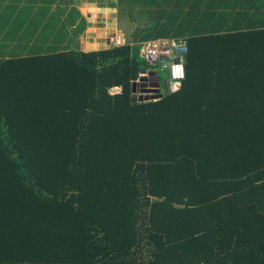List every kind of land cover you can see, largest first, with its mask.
I'll return each mask as SVG.
<instances>
[{
  "label": "trees",
  "instance_id": "obj_1",
  "mask_svg": "<svg viewBox=\"0 0 264 264\" xmlns=\"http://www.w3.org/2000/svg\"><path fill=\"white\" fill-rule=\"evenodd\" d=\"M117 5L143 37L0 59V264H264V4ZM188 29L181 89L137 100L133 47Z\"/></svg>",
  "mask_w": 264,
  "mask_h": 264
},
{
  "label": "crops",
  "instance_id": "obj_2",
  "mask_svg": "<svg viewBox=\"0 0 264 264\" xmlns=\"http://www.w3.org/2000/svg\"><path fill=\"white\" fill-rule=\"evenodd\" d=\"M6 1L10 3L8 0ZM82 1L85 0H78V3L76 2V11L73 9L74 6L71 4L70 0H36V4L34 6L28 7L29 12L34 8L33 15L36 17V35L34 36L32 34V37L30 38L24 37L25 33H29V31H26L28 28L27 25L10 31L6 26L9 23L13 24L14 18L9 22L5 21V24H3L0 28V59H17L68 52L73 46L71 41L76 27L79 32L82 30L78 36V43L80 44L82 39V45L86 44L87 46V51H83L81 49L80 52H92L97 51V49H108L104 46L105 43H108V30H112L111 34L118 32V19H116L117 13H111L112 19L109 23H106V27H99L93 31L90 26H88L87 29V25H90L89 21L96 22L98 17L93 13L95 17L92 16L93 18H86L79 8L81 4L83 5L86 3ZM262 1L264 0H254V2L251 3V8L248 9H251V11L254 12ZM91 5L94 6V8L91 6L93 9L91 11H95L94 9L98 8L93 3H91ZM8 7L9 9H16V12L13 13L12 16L18 18L20 10L26 7V2L20 0L17 5H9ZM74 10L76 14L75 18H73ZM70 15H72V18ZM101 16L102 18L105 17L104 14ZM44 30L48 32L46 39H44V35H46V33H43ZM89 37L93 38L90 39ZM179 38L186 39L184 37ZM101 41H105V43L102 45Z\"/></svg>",
  "mask_w": 264,
  "mask_h": 264
},
{
  "label": "rangeland",
  "instance_id": "obj_3",
  "mask_svg": "<svg viewBox=\"0 0 264 264\" xmlns=\"http://www.w3.org/2000/svg\"><path fill=\"white\" fill-rule=\"evenodd\" d=\"M10 3H8L6 0H0V28L2 27L3 24H5V21L9 22L10 20H13V24L9 23L7 24V28L12 31L14 29H19L22 26L27 25L28 28L26 29V31H29V33H25L26 38H30L32 37V34L35 36V30H36V17L35 15H33V10L31 9V11H28V7L30 6H34L36 4V0H23L26 2V7L24 9H21L18 15V18H15L12 16L13 13L16 12V9H9V5H17L19 3L20 0H8ZM71 4H73L74 8L77 11V7H75V5H77L78 0H70ZM77 2V3H76ZM82 2H86L88 4H81V6L79 7L81 9V11L83 12V14L86 16V18H91L92 16L97 15L98 20L96 22L93 21H89L90 25H87V29L88 26H90L91 30H95L98 29L99 27H106L107 26V22L109 23L112 19L111 17V13H117L116 19H118V32L117 33H113L111 34L112 30H108V43H105V41H101V44L107 47V48H112V47H116L117 45H121L124 42L128 41L130 38L133 37V33H137V37H143L144 33H141V30H144L146 27H142L141 25L143 24L142 18H144L145 16L153 19V17H155L156 15L152 14V13H148L145 16L140 15L139 17H130L127 16L124 13H120L119 9H118V5H117V0H85ZM254 2V0H249V1H245V5L247 6V8H251V3ZM90 3V5H89ZM91 3L95 4L96 7L94 10L95 11H91L93 10L91 8V6L94 8L93 5H91ZM262 3L264 4V1H262ZM151 8V7H150ZM100 12V13H99ZM94 13V14H93ZM262 13L264 14V11H262ZM102 14H104L105 19L102 18ZM89 15V16H87ZM134 15V14H133ZM255 15H258L255 13ZM70 17L72 18V15H70ZM95 17V16H94ZM73 18H75V15L73 14ZM93 18V17H92ZM110 18V19H109ZM141 18V19H140ZM263 18V17H262ZM24 24V25H22ZM52 24V23H51ZM53 25V24H52ZM138 27V30H136V28ZM26 28V27H25ZM32 30V31H31ZM74 30V29H73ZM78 31L77 27L74 30V32ZM43 33H46V35H44V39H46V37L48 36V32L46 30L43 31ZM163 35H167L166 33H162ZM192 34V29H188L186 31H184V34H182V36H175V39L179 38V37H188ZM121 37H124L123 40ZM90 39H92L93 37H89ZM170 38V37H169ZM147 41V40H146ZM79 42V41H78ZM78 48L77 51H81V49L83 51H87V46L86 44L82 45V39L80 44L78 43ZM81 46V47H80ZM104 47V48H105ZM89 50V49H88ZM102 50V49H97V51ZM150 68V67H149ZM148 67L143 70L146 72L142 73L141 72V79L139 80V82L137 83V86L135 88L136 90V94L135 97L137 98V100L139 98L144 99V98H148L146 96H150V94H153L150 91L151 86L156 84V76L154 74H149L150 72L148 71L149 69ZM151 69L154 70V72L158 73V78L159 80L162 82H164L165 80H167V75L165 73V71L163 69H161L158 66H153L151 67ZM149 72V73H148ZM144 76V78H143ZM141 84H146V87H142ZM153 89V88H152ZM145 90V91H143ZM156 98V97H154ZM155 101V100H153Z\"/></svg>",
  "mask_w": 264,
  "mask_h": 264
},
{
  "label": "built area",
  "instance_id": "obj_4",
  "mask_svg": "<svg viewBox=\"0 0 264 264\" xmlns=\"http://www.w3.org/2000/svg\"><path fill=\"white\" fill-rule=\"evenodd\" d=\"M123 40V37H121ZM123 43L117 46H123ZM139 57L150 67L149 72L158 76L151 67L158 66L163 69L167 75V80L160 82L157 91L160 94L175 93L181 89L182 82L185 79L184 57L188 53L185 39H155L142 42L138 45ZM150 74V73H149ZM160 81V80H159ZM109 95L121 94L120 87H113L108 90ZM161 94V95H162Z\"/></svg>",
  "mask_w": 264,
  "mask_h": 264
},
{
  "label": "water",
  "instance_id": "obj_5",
  "mask_svg": "<svg viewBox=\"0 0 264 264\" xmlns=\"http://www.w3.org/2000/svg\"><path fill=\"white\" fill-rule=\"evenodd\" d=\"M138 51H139V48H138V46H134L133 47V49H132V57L133 58H138ZM142 73H145V71H142ZM150 74H154V73H152V72H150ZM155 76H156V74H154ZM143 78H144V76H143ZM156 79H157V81H156V84L155 85H153V86H151V88H150V91H153V92H151V93H157V87H158V81H159V78L156 76ZM143 87H146V84H141ZM136 86H137V83H134L133 85H132V87H133V95H135L136 94V90H135V88H136ZM153 88V89H152ZM153 94H150V96H146V97H148V98H144V100L145 101H153V100H158V99H161V96H154ZM154 97H156V98H154ZM139 101H141V98H139L138 99Z\"/></svg>",
  "mask_w": 264,
  "mask_h": 264
},
{
  "label": "clouds",
  "instance_id": "obj_6",
  "mask_svg": "<svg viewBox=\"0 0 264 264\" xmlns=\"http://www.w3.org/2000/svg\"><path fill=\"white\" fill-rule=\"evenodd\" d=\"M149 73V72H148ZM145 74H146V72H145ZM158 77V76H157Z\"/></svg>",
  "mask_w": 264,
  "mask_h": 264
}]
</instances>
